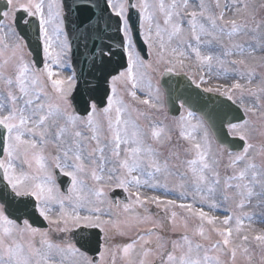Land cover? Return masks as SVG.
<instances>
[{
    "label": "snow or ice",
    "instance_id": "snow-or-ice-1",
    "mask_svg": "<svg viewBox=\"0 0 264 264\" xmlns=\"http://www.w3.org/2000/svg\"><path fill=\"white\" fill-rule=\"evenodd\" d=\"M75 2V20L65 0H5L0 9V264H116L118 254L123 264H227L224 256L231 264L238 257L264 264V230L252 231L247 210L264 206V139L255 142L264 137V72L253 83L264 69V0ZM80 12L90 14L80 20ZM112 23L115 36L105 31ZM33 25L39 62L30 48ZM73 36L85 49L93 36V44L107 37L106 57L118 41L124 59V70L106 77L104 94L80 111ZM182 73L249 117L227 125L241 144L215 137L206 119L181 103V155L172 129L151 111L161 108L154 74ZM221 77L230 83L209 86ZM58 175L69 178L65 191ZM116 189L128 194L126 202L112 195ZM150 205L164 215L154 218ZM221 209L223 218L214 214ZM37 214L48 230L26 218ZM146 224L152 226L130 242L117 241ZM81 228L102 234L98 259L78 246ZM169 228L178 237H166Z\"/></svg>",
    "mask_w": 264,
    "mask_h": 264
},
{
    "label": "water",
    "instance_id": "water-1",
    "mask_svg": "<svg viewBox=\"0 0 264 264\" xmlns=\"http://www.w3.org/2000/svg\"><path fill=\"white\" fill-rule=\"evenodd\" d=\"M98 3L103 6V0H97ZM3 3V7L5 2ZM66 6H69L72 11L69 12L71 19H76V2L75 0H65ZM1 7V8H3ZM0 8V9H1ZM90 13L80 12L79 19L85 20ZM23 13H18V24L23 29L26 28L21 21ZM96 15H99L97 12ZM95 23V19H93ZM103 27V24L101 25ZM109 36H115V23H112L110 29H105ZM74 40V56L73 62L77 78L79 81L76 93L74 94V104L78 111L82 110L84 101L90 97H101L105 90L108 88L106 83V77L109 72L115 74L116 69L120 71L123 69L124 59L121 56L122 49L118 47V41L112 42V51L116 53L112 57H106L103 52L107 50L108 41L107 37H104L103 41L97 40L96 44L92 43V40L96 39L93 36L89 39L88 47L85 49L83 43L75 36ZM29 39L31 41L30 48L34 53V59L39 62L41 59V50L37 47V37L35 25L29 31ZM145 49V45H141ZM147 58V57H146ZM104 61V65L101 61ZM38 66L39 65L38 63ZM161 86L166 94V105L169 113L172 116H177L180 112L179 102L185 104L186 107H190L195 113L203 116L211 127V130L215 137L220 140L229 142V146L239 145L242 142L238 139L232 138L227 129L228 123H239L242 119H245L241 109L227 99L215 95H210L196 88L193 84L184 76L165 75L161 80ZM0 178H2V172H0ZM59 182L62 183L64 191L68 186L64 183V178L58 175ZM19 215V213H17ZM26 218H34L26 216ZM82 235L79 237L83 251L96 256L100 250L101 235L96 233L95 230L80 229Z\"/></svg>",
    "mask_w": 264,
    "mask_h": 264
},
{
    "label": "rangeland",
    "instance_id": "rangeland-1",
    "mask_svg": "<svg viewBox=\"0 0 264 264\" xmlns=\"http://www.w3.org/2000/svg\"><path fill=\"white\" fill-rule=\"evenodd\" d=\"M150 59H152V57H150ZM71 69H72V67H71ZM71 69H65L64 70V74L65 75L69 74L70 71H71ZM259 73H258L256 79H254V81H253L254 85L257 84V83H259V79H260L258 77L259 76ZM189 75H191V73ZM160 77L161 76H159V74H154V81L153 82L159 84ZM193 78H195V77H193ZM223 79H225V78H223V77H221L220 79H215L214 78V79H212L210 81L209 86H216V85H220V84L221 85H224L222 83H227V84L230 83V80H228V79L223 80ZM241 83H244V81H241ZM227 84H225V85H227ZM122 94L124 95V99H125L126 102L134 103L131 100V97L127 94V92H123ZM137 94L141 98H144V95H145L144 93L138 91ZM250 99L251 98H249V97H245L246 102H249ZM160 104H161L160 110L159 111L152 110L151 111V116H152V118L154 120H156L158 122H161V123L165 124L168 128L172 129V131H173L172 143L173 144H177L178 143V150L181 152V155H183V147L185 146V142L183 140H179L178 141L177 129H176V122H177L178 119H174L173 120V119L169 118V116H168V114L166 112L165 103H164V93H163L162 90H161V100H160ZM135 106L136 107H140V108H143L144 107L143 105H135ZM253 120H255L256 126L258 128H260L261 127L260 121L259 120H256L255 117H253ZM262 139H264V137H260L259 135H257L256 136V139H255V142L256 143H259ZM168 150L169 149H168L167 146H165L163 149H161V151H163L165 155L168 154ZM143 191L148 192V194H155V193L152 192V190H143ZM253 204L254 205L256 204V201L255 200H253ZM152 206H154V205H150L149 206L150 211H151ZM205 210H207V209H205ZM247 210L249 212H251L253 214V216H254V220H253L252 225H251L252 231L259 232V231L264 230V206H262V207H250ZM112 211H116V209H112ZM176 211L181 216L187 215V213H184L180 209H176ZM156 213H160L161 216L164 215L163 209H157L156 208L155 209V214H153V217L154 218H155ZM214 214L219 215V216H221V218H223L224 212L221 209V210H217ZM161 222H164V221H161ZM246 224H247V222H246ZM151 226H152L151 224L141 225L138 230H133V231L129 232L128 236H125V237H117V241H119V242H130V240L136 238L137 231L143 232L145 229H147L148 227H151ZM249 234L251 235V233H249ZM164 235L166 237L176 238L179 235V231L173 232L169 228V229L165 230ZM213 238L216 239L218 237H216L215 234H213ZM252 247H253V250L256 253L255 259L258 262L259 261V250L258 249H255V245L254 244H253ZM222 258L226 260L227 264H231V261H230L229 257L224 256ZM116 264H123L122 258H121V256L119 254L116 257ZM237 264H244V261H243V258L242 257H238Z\"/></svg>",
    "mask_w": 264,
    "mask_h": 264
},
{
    "label": "flooded vegetation",
    "instance_id": "flooded-vegetation-1",
    "mask_svg": "<svg viewBox=\"0 0 264 264\" xmlns=\"http://www.w3.org/2000/svg\"><path fill=\"white\" fill-rule=\"evenodd\" d=\"M51 226L49 225V227L46 229L48 230ZM61 234L60 233H54L53 236L54 238H58Z\"/></svg>",
    "mask_w": 264,
    "mask_h": 264
},
{
    "label": "bare ground",
    "instance_id": "bare-ground-1",
    "mask_svg": "<svg viewBox=\"0 0 264 264\" xmlns=\"http://www.w3.org/2000/svg\"><path fill=\"white\" fill-rule=\"evenodd\" d=\"M3 7V3H1V0H0V8ZM2 9V8H1Z\"/></svg>",
    "mask_w": 264,
    "mask_h": 264
}]
</instances>
